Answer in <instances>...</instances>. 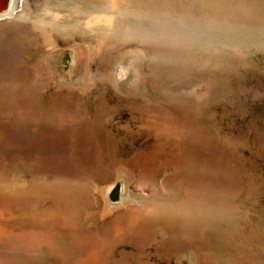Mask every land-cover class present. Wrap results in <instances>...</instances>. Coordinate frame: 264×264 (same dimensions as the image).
Wrapping results in <instances>:
<instances>
[{
    "label": "rangeland",
    "instance_id": "rangeland-1",
    "mask_svg": "<svg viewBox=\"0 0 264 264\" xmlns=\"http://www.w3.org/2000/svg\"><path fill=\"white\" fill-rule=\"evenodd\" d=\"M21 1L0 264H264V0Z\"/></svg>",
    "mask_w": 264,
    "mask_h": 264
},
{
    "label": "bare ground",
    "instance_id": "bare-ground-1",
    "mask_svg": "<svg viewBox=\"0 0 264 264\" xmlns=\"http://www.w3.org/2000/svg\"><path fill=\"white\" fill-rule=\"evenodd\" d=\"M48 1V0H47ZM125 0H122V2H124ZM126 2L128 3V0H126ZM141 2V1H140ZM90 3V1L89 0H87V2H86V5H85V3H84V6H88V4ZM110 3V5L112 6V7H116L115 6V4L112 2V4H111V1L109 2ZM76 4V3H75ZM122 4V3H121ZM124 4V3H123ZM122 4V5H123ZM139 4V3H138ZM47 5V4H46ZM64 6V5H63ZM81 6H82V4H81ZM110 6V7H111ZM83 8V7H82ZM81 8V9H82ZM91 8V7H90ZM89 8V9H90ZM117 9L118 8H121L120 6L119 7H116ZM22 9H23V2L21 1V0H12V2H11V5L9 4V0H8V3H7V5H3V6H1V8H0V20H10V19H13V18H15V17H17V16H19V12H21L22 11ZM83 13H84V15H85V18L87 19V21L84 23L87 27H89L90 29L92 28V24H108V22H110L109 20H110V14H109V12L108 11H103V12H101V10L100 11H98L97 12V14H96V16L95 17H90V11H93L94 9H90V11L89 12H86L85 11V9L83 8ZM106 10H108V9H106ZM55 11V10H54ZM123 11H125L126 13L127 12H129V13H131V9L130 8H123ZM58 12V11H57ZM65 12V11H64ZM81 12V11H80ZM107 12V13H106ZM120 10L118 9V10H116V11H113V15H115V16H119L120 15ZM133 12H135V11H133ZM122 13V12H121ZM136 13V12H135ZM76 14V13H75ZM139 14V13H138ZM47 18V17H46ZM94 18L96 19V21H94ZM109 18V19H108ZM118 18V17H117ZM183 19V18H182ZM48 20V19H47ZM64 20V19H63ZM76 20V19H75ZM94 21V22H93ZM61 23V22H60ZM65 23H66V21H65ZM117 22L115 21V23H113V24H116ZM69 24V23H68ZM77 25V24H76ZM79 25V24H78ZM82 25V24H81ZM73 26H75V24L73 25ZM68 27V26H67ZM79 29V28H78ZM80 29H81V27H80ZM79 29V30H80ZM63 32V31H62ZM80 35V34H79ZM86 35V34H85ZM200 216V215H199Z\"/></svg>",
    "mask_w": 264,
    "mask_h": 264
},
{
    "label": "water",
    "instance_id": "water-1",
    "mask_svg": "<svg viewBox=\"0 0 264 264\" xmlns=\"http://www.w3.org/2000/svg\"><path fill=\"white\" fill-rule=\"evenodd\" d=\"M7 3H8V0H0V8L3 5H7Z\"/></svg>",
    "mask_w": 264,
    "mask_h": 264
},
{
    "label": "snow or ice",
    "instance_id": "snow-or-ice-1",
    "mask_svg": "<svg viewBox=\"0 0 264 264\" xmlns=\"http://www.w3.org/2000/svg\"><path fill=\"white\" fill-rule=\"evenodd\" d=\"M12 0H9V4L11 5Z\"/></svg>",
    "mask_w": 264,
    "mask_h": 264
}]
</instances>
